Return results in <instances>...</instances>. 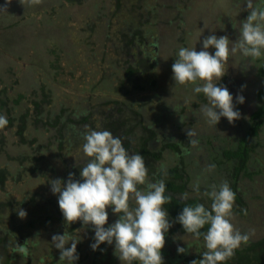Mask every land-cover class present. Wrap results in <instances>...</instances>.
Segmentation results:
<instances>
[{
  "label": "rangeland",
  "instance_id": "rangeland-1",
  "mask_svg": "<svg viewBox=\"0 0 264 264\" xmlns=\"http://www.w3.org/2000/svg\"><path fill=\"white\" fill-rule=\"evenodd\" d=\"M3 3L4 0H0V4ZM255 4L264 5V0H255ZM12 7L15 8L14 19L9 10ZM6 13L10 15L6 20L12 23V27L0 28L1 96L7 103L5 107L8 106L17 119L21 114H28L23 121L24 134L34 141L21 146L17 136H13L14 127H10V130L0 128L4 130V138L8 139L3 149L0 146V168L3 167L7 175L0 183V234L7 229L17 236V245V240L30 245L25 258L15 250L9 260L11 244L5 246L3 241L0 243V263L5 260L2 259L4 256L9 264H61L59 250L53 248L50 242L53 234L66 231L81 237L77 244L79 260L76 264H121L114 255L113 246L106 242L97 250H92L93 231L90 226L81 230L79 220L65 226L64 219H56L61 210L45 203L51 195L57 198L50 191L47 177L60 178L59 174L64 168L53 149L47 148V123L34 120L31 101L36 96L37 100L41 99L43 116L40 114L39 119L44 121L47 119V109L55 114L62 108L67 112H78L86 106L97 105V110L91 112L92 116L81 127L92 126L93 121L94 128H100L95 122L96 117L102 122L104 113L112 104H103L105 99L93 94L105 93L102 92L105 89L102 84L94 92V87L100 82L98 80L104 79L117 85L116 79L121 78L122 65L127 67L126 59L131 55L138 56L136 54L141 45L144 48L146 43L155 41L154 46L147 48L151 56L154 55L152 49L156 50L155 60L145 68L143 64L146 62L138 65L135 62L137 57H132L133 64L138 65L140 71L135 67L132 82L129 81L131 84L125 83L122 87L133 96L130 108L125 112L127 118L133 117L125 127L132 128L127 148L138 152L139 143L147 140L145 145L149 149H159L161 152L158 160L145 161L148 169L155 170L162 165V169L166 170L168 166L182 164L185 174L189 176V187L197 178L201 183L214 173L219 178L218 174L231 169L226 162L217 163V159L222 158L223 148L231 149L238 144L239 135L245 136L253 121L251 114L262 103L256 98V92L264 82L258 70L264 56L253 59L237 54L229 57L226 72L218 83L224 84L233 94L241 117L232 123L221 117L216 128L207 126L195 111L204 102L203 95L198 99L197 94L191 91V84H174L171 65L179 47L196 44L199 51L200 41L210 31L235 40L239 22L247 17L248 12L240 11L237 0H9L7 9L0 11L1 25ZM129 31L136 37V42L135 37L131 42V52L121 46L123 36L127 37ZM209 51L214 49L210 48ZM134 83L136 88L143 87V91L135 89ZM241 85L245 87L241 88ZM156 92L158 94L155 95ZM235 94L245 97L243 104L235 103ZM18 95H21V99L12 102ZM162 100L168 109L161 107L160 112L158 107ZM6 109H3L4 114ZM156 111L158 116L155 115ZM145 126L149 129H145ZM187 127L198 131L200 142L195 147L188 143ZM16 140L17 144L14 143ZM252 140H260L263 151L258 153L264 160V121ZM172 141L184 148H168L167 143ZM189 148L194 153H186ZM72 159H79L84 164L87 158L77 146L69 150L68 160ZM223 161H226L225 157ZM205 162L214 163L215 169L204 173ZM261 164L263 167L256 175L241 179L242 175L239 174L237 181L239 192L244 198L246 196L245 203L239 208L245 214L233 211L232 222L241 231L252 230L248 242L264 236V162ZM50 167H55L57 173L51 171ZM215 180V176H212L204 183L210 185ZM188 192L192 194L191 188ZM17 208L26 210L27 215L19 217ZM108 211V223H112L117 215L110 209ZM173 230L170 227L161 250L164 264H190L192 260L202 258V239L197 240L191 234ZM248 242L242 243L236 250H243L242 246ZM178 244L188 249L185 254L177 253ZM244 256L246 259L247 256ZM41 257L42 262L38 260Z\"/></svg>",
  "mask_w": 264,
  "mask_h": 264
},
{
  "label": "clouds",
  "instance_id": "clouds-1",
  "mask_svg": "<svg viewBox=\"0 0 264 264\" xmlns=\"http://www.w3.org/2000/svg\"><path fill=\"white\" fill-rule=\"evenodd\" d=\"M8 3L9 0H4L0 11L6 10ZM237 3L240 11L246 10L248 15L239 22L235 40L210 31L200 41L199 51L196 44L179 47L171 65L174 84H191L192 93L203 95L204 102L195 111L209 127L216 128L221 117L230 123L241 117L233 94L224 84L218 83L226 72L229 57L237 54L253 59L264 56V5L255 4V0H237ZM210 48L214 51L210 52ZM244 100L242 94H235V103L243 104ZM7 124V115L0 113V128ZM80 136L83 139L81 151L87 159L80 166L79 178L69 172L67 179L47 177V183L50 191L57 195L65 226L79 220L81 230L91 227L92 250L106 242L113 246L114 255L121 264H164L161 250L173 222L180 223L185 233L193 238H202V258L194 259L190 264H224L242 243L249 241L252 230L241 231L232 222L236 193L227 180L208 185L204 195L210 198V206L199 202L185 203L174 221H170L168 210L163 207L173 199L166 190V170H161L158 179H149L144 156L129 151L123 138L108 128L85 125ZM186 136L191 146L199 144L196 128L187 127ZM215 167L210 163L206 171L211 172ZM190 188L192 193L200 194V179ZM189 196L188 191L178 194L181 201L188 200ZM109 209L117 215L112 223H108ZM16 211L21 218L27 215L23 208ZM205 225L206 230H202ZM80 239L79 234L66 231L51 236V246L59 250L61 264H76ZM187 250L177 245L178 254Z\"/></svg>",
  "mask_w": 264,
  "mask_h": 264
},
{
  "label": "trees",
  "instance_id": "trees-1",
  "mask_svg": "<svg viewBox=\"0 0 264 264\" xmlns=\"http://www.w3.org/2000/svg\"><path fill=\"white\" fill-rule=\"evenodd\" d=\"M18 8V7H16ZM15 8H9L12 12L10 15H12V19L15 16ZM7 15L4 14L3 16V24H0V28H10L12 27V23L9 21L7 22V16L10 17L8 13ZM14 15V16H13ZM7 23V24H6ZM6 24V25H5ZM5 25V26H4ZM128 36H123L122 38V48L125 50H128L131 52V42L133 40L132 33L131 31L128 32ZM135 34H139L137 31ZM130 36V38H129ZM1 38V37H0ZM3 42V41H2ZM135 42H136V37H135ZM150 45H155V41H151L150 43H146L145 47L142 48L138 47V53L136 55L138 56H133L131 55L129 58H127L126 63L127 67L123 64L122 66H125L124 72L121 71V78H119L117 81V85L114 86L113 92L112 90L110 93L108 92L109 89L105 88L104 92L106 93H93L97 94L99 97L105 99L103 104L111 103L112 106L107 108V113H104V117L102 118V122L96 117L95 122L99 124L100 128H108L110 129L114 135L121 136L123 138L124 146L127 148L131 139H129V134L132 132V128H125L127 127V121H131L133 118L132 116L127 118L125 116V112H128V109L130 108L131 100L133 98L132 93H129V90L122 89V87L126 84H131L132 82L131 76L133 75V72L135 70H139V64L141 65L142 63L145 68L149 66L152 60H155V52L156 50L153 48L152 52H154V55H149L147 48ZM8 46V45H6ZM125 52V51H124ZM132 54V53H131ZM132 57L136 58L135 62L138 63V65H134L132 62ZM144 59V60H143ZM138 68V69H137ZM258 70L260 72V75L264 77V62L262 61L260 65L258 66ZM140 71V70H139ZM159 79L161 78L160 75H157ZM100 81L97 86L94 87V92L95 89L100 88L102 86H106L110 84V82L105 81L104 79L98 80ZM130 81V82H129ZM126 83V84H125ZM122 85V86H121ZM136 84L134 83V87ZM109 87V86H107ZM141 91H143V87L139 86L137 87ZM135 87V89H137ZM93 89V88H92ZM50 92V91H49ZM103 92V90H102ZM3 93V89H0V113H3V109H6L5 105L7 104L5 101L4 96H1ZM91 94V93H89ZM158 94L157 92L155 95ZM116 95V97H114ZM202 94H197L198 99H200ZM256 98L259 99L262 103L258 106L256 110L253 111L251 114V122L250 129L247 131L244 135H239V142L236 144L234 147L230 148H223L224 153L222 154L221 159H217L218 164H224L225 162L229 164V170H225L223 174H218L219 178H216L217 175L214 173V175H210L209 177H205L204 181H206L208 178H211L212 176H215V181L211 184H219L222 180H227L232 188V190L236 193L235 196V201H234V206H233V211L236 212H241L240 214H245V212H242L241 208L243 204L245 203V198L243 195L239 192V187L237 186V181L240 175L241 179L244 178H251L253 175H256L258 172H260V169L263 167L261 162H264L263 156H261L258 151H263L262 145H260V140H252V137H256L258 134V130H260L262 123L264 121V82L263 84L259 87V89L256 92ZM21 99V95H18L17 98H15L12 102L16 103ZM46 99V97H45ZM45 103V102H43ZM197 103V101H196ZM31 104L33 106V111L32 117L34 116V120L37 121H43L45 122V127L47 128V148L50 147L53 150V153L56 154V157L58 161L61 162L64 171L61 173L60 172V178L67 179L68 173H74L76 178H79V169L80 166L83 165L82 162H79V159L77 160H68V153L69 150H72L74 147H80L83 143V139L80 136V132H82L84 129L81 127L83 123H86L88 121V117L90 118L92 116L91 112H95L97 110V105H93L91 107H85L83 109H80V111L75 112L74 110L72 111H65L64 108L60 109L59 112L53 114L51 109H47V119L46 121L39 119V116H43L42 111L40 110L43 105L41 103V99L37 100V96L33 98L31 101ZM161 107H166L168 109V105L164 103V101L159 102V107L158 110L161 112ZM13 108V106H12ZM157 110V109H156ZM166 112V111H165ZM157 114V115H156ZM6 115L8 118V124L4 126V129L10 130L12 127L15 128V131L13 133L17 136L18 142L21 146H26L27 143L32 144L34 141L33 139H30L29 136L27 137L24 134V126H23V121L28 117L27 113L21 114V117H18V119L15 117L13 112H10V110L7 108L6 109ZM156 116H158V113L156 111L155 113ZM27 116V117H26ZM15 121V123H14ZM89 127H95V124H93L92 121V126L88 125ZM11 127V128H10ZM145 129L148 128V126L144 127ZM149 129V128H148ZM117 131L119 133L117 134ZM5 133L4 130H0V146L3 149L4 144L6 145L8 143V139L4 138ZM129 139V140H128ZM17 140L14 141V143ZM148 143L147 140H144L139 143V149L138 152H140L141 155L144 156L145 161L147 159H153V160H158L160 158L159 153L160 150H151L145 145V143ZM3 144V145H2ZM178 143L176 141H172L170 143H167L168 148H176L179 147ZM16 147V146H14ZM182 149L184 147L180 146ZM13 148V147H12ZM16 150V148H13ZM67 150V152H65ZM4 152V150H2ZM186 153H194V151L189 148L186 150ZM6 152V151H5ZM19 153H22L18 151ZM0 153H2L0 151ZM67 153V154H66ZM5 154V153H4ZM226 158V161H223V158ZM262 158V159H261ZM206 164V162H205ZM210 163L207 162L206 165ZM182 166V167H181ZM160 168H156L155 170L149 169L148 176L150 179H158L160 177V173L162 170V165H159ZM164 167V165H163ZM50 170L57 173L55 167H50ZM167 171V177H166V190L169 192L173 199L163 207L167 208L168 213H169V220L174 221V218L177 216V214L182 210L183 204H195L197 202L205 204L206 207L210 206L211 200L208 198L206 195H204V192L207 190L208 185L204 183V188L201 187V193L200 194H194L192 193L189 196V199L186 201H181L178 198V194L182 193L184 191H189V185H188V180L189 176L185 174V169L183 165H173V166H168L166 169ZM207 171L204 170V173ZM240 174V175H239ZM6 172L5 169L2 167L0 168V183L4 180L6 177ZM180 179V180H179ZM198 179V178H197ZM201 183V185L203 184ZM210 184V185H211ZM245 193V191H244ZM48 201V202H47ZM45 203H49L53 206V208H59L58 203H57V198L54 197L53 195L49 196L45 200ZM46 205V204H45ZM44 205V207H46ZM47 208V207H46ZM53 215V214H52ZM51 215V216H52ZM51 216H48L50 218ZM57 220H62L64 219L62 216V213L59 214V216L56 217ZM174 230L176 231H182L185 232L183 227L181 226L180 223L178 222H173L171 226ZM71 228V227H70ZM207 225L204 226V229L206 230ZM173 230V231H174ZM202 239V238H201ZM4 240L8 242L6 237L0 235V243H2ZM5 242V241H4ZM5 246L7 245L4 243ZM12 248V246H11ZM259 250V251H258ZM13 254V253H9ZM27 251H25L21 257H26ZM185 254V253H184ZM238 254V255H237ZM246 255V259L245 256ZM196 258V256H195ZM24 260V259H23ZM29 260H32L29 258ZM2 264H9L8 260L5 259ZM224 264H264V236L253 241L250 243L249 246H246L243 250H235L234 255L228 259Z\"/></svg>",
  "mask_w": 264,
  "mask_h": 264
},
{
  "label": "flooded vegetation",
  "instance_id": "flooded-vegetation-1",
  "mask_svg": "<svg viewBox=\"0 0 264 264\" xmlns=\"http://www.w3.org/2000/svg\"><path fill=\"white\" fill-rule=\"evenodd\" d=\"M125 66H122L121 67V71L123 72L124 70H125ZM122 74V73H121ZM107 86H109V87H107ZM104 88H107V89H109V91H111L112 90V92H113V89H114V85H112L111 83L110 84H108V85H106V86H103ZM104 92V91H103ZM106 94V93H105ZM45 224H47V216H46V222H45ZM5 233L3 234H0L1 236H5L6 237V239L8 240V242L6 241V240H4L5 241V243L6 244H8V243H10L11 244V246H12V248H11V246H10V249H9V251L11 252V253H13V251H15V250H17V251H19V254L20 255H22L25 251H28V247L30 246L26 241H21L20 243H22V244H20L19 242H18V240L16 241L19 245H17L16 243H15V238L17 237L16 235H14L13 233H11V232H9L7 229L4 231ZM31 242H34V241H31ZM253 241H251V242H248L246 245H243L242 246V249H244V248H246V246H249L250 245V243H252ZM14 245V246H13ZM259 251V250H258ZM7 254V253H6ZM47 254V253H46ZM27 255V254H26ZM238 255V254H237ZM13 257V254H10V256H9V253H8V259L10 260L11 258ZM6 257H4V256H2V259H7ZM21 260H22V258L21 257H19ZM24 258V257H23ZM94 259V258H93ZM96 259V258H95ZM39 261H41L42 262V257L41 258H39L38 259ZM0 264H2V263H0ZM44 264H47L46 262H44Z\"/></svg>",
  "mask_w": 264,
  "mask_h": 264
}]
</instances>
